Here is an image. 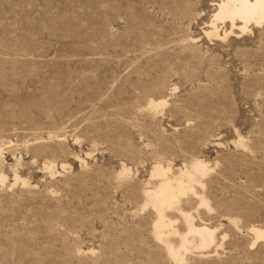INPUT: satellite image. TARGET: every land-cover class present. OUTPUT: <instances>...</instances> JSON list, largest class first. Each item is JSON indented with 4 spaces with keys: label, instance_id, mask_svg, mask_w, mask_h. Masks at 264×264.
Returning a JSON list of instances; mask_svg holds the SVG:
<instances>
[{
    "label": "rangeland",
    "instance_id": "1",
    "mask_svg": "<svg viewBox=\"0 0 264 264\" xmlns=\"http://www.w3.org/2000/svg\"><path fill=\"white\" fill-rule=\"evenodd\" d=\"M208 4L0 0V264H177L139 193L157 160L175 172L194 156L209 167L202 218L227 236L218 258L179 264H264L246 227L264 223V27L209 40Z\"/></svg>",
    "mask_w": 264,
    "mask_h": 264
},
{
    "label": "bare ground",
    "instance_id": "2",
    "mask_svg": "<svg viewBox=\"0 0 264 264\" xmlns=\"http://www.w3.org/2000/svg\"><path fill=\"white\" fill-rule=\"evenodd\" d=\"M208 1L209 17L202 28L203 34L209 40L238 38L252 33L257 28L264 27V0ZM189 39L190 41L194 40L192 37ZM173 90H175L174 87ZM166 103L167 99L164 97L149 98L146 101V109L152 115H156L159 114L158 112ZM236 137L235 144L245 146L243 137L238 133ZM73 155L74 161L83 165L86 163L85 159L88 158L90 152L86 151L83 155L74 153ZM2 156L0 152L1 164H3L1 162ZM15 158L13 166L18 167L20 161L18 157ZM55 162L47 159L43 162L42 169L51 176L57 174L56 169L58 167L56 168ZM120 166L116 177L121 179L127 177L129 179V167H126L124 163ZM65 167L66 163L61 162L59 168L63 169ZM208 168V163L197 156L191 157L187 162H183L178 168L176 167L175 172L171 171L170 165H163L157 160L151 167L149 178L145 179L144 183L142 182L143 186L139 193L142 199L141 210L148 209L150 211V223L148 222L150 224V234L160 245L164 255L177 264L184 260V255L188 252L189 254L190 252H198L199 259L205 257L218 258V248L222 246V241L227 236L226 233L219 231L220 227L223 226L219 224L221 222L218 221V225H213L202 218V215L205 217L208 213H213L214 210L210 206V200L207 199L209 197L205 193L204 178L206 174H209L207 173ZM5 175L0 170V184H3L7 179ZM12 176L13 184L18 183L20 176L16 169L12 171ZM27 181L22 180L21 182L23 185H28ZM209 219L207 218V220ZM225 220L238 231V218L228 216ZM246 227L250 235L249 245L251 248L264 242V223H252ZM88 251L93 253L92 249L88 248ZM210 253L213 255H210Z\"/></svg>",
    "mask_w": 264,
    "mask_h": 264
}]
</instances>
